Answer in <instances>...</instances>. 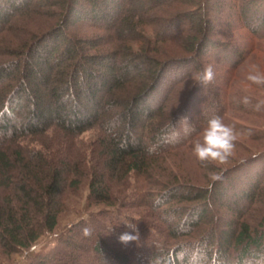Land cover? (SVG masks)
I'll return each mask as SVG.
<instances>
[{"label":"trees","instance_id":"trees-1","mask_svg":"<svg viewBox=\"0 0 264 264\" xmlns=\"http://www.w3.org/2000/svg\"><path fill=\"white\" fill-rule=\"evenodd\" d=\"M256 53L264 0H0V256L82 196L90 214L28 264H264ZM212 115L237 133L223 165L200 162L181 124Z\"/></svg>","mask_w":264,"mask_h":264},{"label":"clouds","instance_id":"clouds-1","mask_svg":"<svg viewBox=\"0 0 264 264\" xmlns=\"http://www.w3.org/2000/svg\"><path fill=\"white\" fill-rule=\"evenodd\" d=\"M192 79L200 85H209L215 79V71L211 65H207L201 71L194 73ZM247 79L252 84L264 86V73L260 72L255 67L250 70ZM243 102L245 104L249 103L247 98H245ZM262 107H264V101L257 103V110H260ZM181 124L184 125L187 134L191 135L195 133L198 137L194 141L192 152L200 162L223 165L229 161L236 147L237 133L230 125L224 122L222 116L212 115L199 130H197L195 126L189 125L187 119L182 120ZM211 179L213 181H218L222 179V176L213 173L211 174ZM128 227L135 230V225L130 222H128ZM82 231L84 236H89L91 234L89 228H84ZM138 239V233L135 236L124 233L119 237L120 242L123 244H128Z\"/></svg>","mask_w":264,"mask_h":264},{"label":"rangeland","instance_id":"rangeland-1","mask_svg":"<svg viewBox=\"0 0 264 264\" xmlns=\"http://www.w3.org/2000/svg\"><path fill=\"white\" fill-rule=\"evenodd\" d=\"M255 67L260 72L264 73V54L256 53L253 59L248 63L246 67V74L248 75L250 70ZM258 96L262 97L261 92L252 91ZM85 139L91 141L94 139L92 133L86 134ZM86 205L85 199L80 197H71L67 201V212L61 217L59 227L54 233H50L42 237L34 248L24 253L12 254L9 257L0 256V264H28L30 259L34 257L35 253L39 250H47L54 247L59 238H62L67 233V230L74 225L80 219L88 216L92 211Z\"/></svg>","mask_w":264,"mask_h":264}]
</instances>
